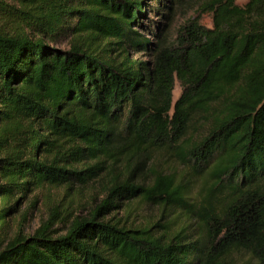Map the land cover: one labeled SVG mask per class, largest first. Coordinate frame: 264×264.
<instances>
[{"label":"trees","instance_id":"trees-1","mask_svg":"<svg viewBox=\"0 0 264 264\" xmlns=\"http://www.w3.org/2000/svg\"><path fill=\"white\" fill-rule=\"evenodd\" d=\"M183 3L212 26L174 29ZM242 256L264 264V0H0V264Z\"/></svg>","mask_w":264,"mask_h":264},{"label":"rangeland","instance_id":"rangeland-1","mask_svg":"<svg viewBox=\"0 0 264 264\" xmlns=\"http://www.w3.org/2000/svg\"><path fill=\"white\" fill-rule=\"evenodd\" d=\"M247 0H237L238 5H243L246 3ZM176 17H175V23H174V29L179 26L180 24L184 23L188 19H197L198 23L205 27V28H210L212 26V21H211V15L206 14L202 12L197 5L194 4H188V3H183L182 6L179 8V10L176 12ZM150 18H155L153 16H149ZM163 22L161 19L159 20ZM143 24H146L147 22L143 20ZM147 25V24H146ZM136 30L141 32L142 34H146V37L150 40H153V36L149 34L148 32H145L146 30L141 29V27L137 28ZM181 93L179 84L176 82L174 91H173V99L174 101L179 97ZM192 134L199 135L200 128H195L191 129ZM200 132V133H199ZM151 169L156 170L157 172L161 173L162 175H173L175 180H179L182 175L185 172V169L178 163L176 162L172 157H169L167 154H164L163 152H158L154 155L153 161L151 164ZM200 181H195L194 184L190 188V192L192 196H194L197 191H198V186ZM62 196L58 195L60 198ZM58 198V199H59ZM31 200L29 197L27 201H25L22 206L19 209V212L14 216V218L11 220V230L14 231L15 226L20 221V215L21 213L27 208L28 202ZM84 209H80L81 214H85L87 211L88 202H81ZM47 208L46 206L42 203V201L38 202L34 208H32L29 211V215L27 216V219L23 223L25 232L26 233H31L41 220L45 217ZM123 214H119L121 216ZM160 215V210L157 207L154 206H147V205H141L138 204L132 209V214H131V220L132 221H155L159 218ZM233 264H253L251 260L247 256H242L238 257L236 260H234Z\"/></svg>","mask_w":264,"mask_h":264}]
</instances>
